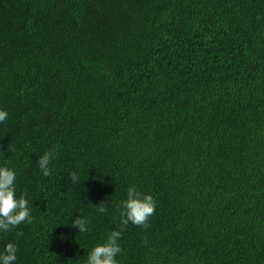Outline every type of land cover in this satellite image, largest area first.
I'll return each instance as SVG.
<instances>
[{
	"label": "trees",
	"instance_id": "obj_1",
	"mask_svg": "<svg viewBox=\"0 0 264 264\" xmlns=\"http://www.w3.org/2000/svg\"><path fill=\"white\" fill-rule=\"evenodd\" d=\"M0 110L15 264H86L133 185L119 264H264V0H0Z\"/></svg>",
	"mask_w": 264,
	"mask_h": 264
},
{
	"label": "clouds",
	"instance_id": "obj_2",
	"mask_svg": "<svg viewBox=\"0 0 264 264\" xmlns=\"http://www.w3.org/2000/svg\"><path fill=\"white\" fill-rule=\"evenodd\" d=\"M8 113L0 110V123L6 122ZM58 148L49 149L37 160V164L45 177L49 176V165L56 158ZM73 183L79 182V177L75 171L69 173ZM16 173L7 167H0V230L7 233L17 228L22 223L32 222L31 208L26 199L27 193L16 196ZM101 213H107V201L98 205ZM120 212V229L112 231L104 243L96 245L88 254L86 264H119L117 256L123 252L119 244L123 231L129 223L147 229L150 218L155 214L156 201L151 194H143L137 190L136 186L127 189V199L118 205ZM89 221L83 215L77 217L71 224L73 228H78L80 233H86ZM18 232L17 235H22ZM147 243V240L144 241ZM17 246L8 243L0 253V264H15L17 260Z\"/></svg>",
	"mask_w": 264,
	"mask_h": 264
}]
</instances>
